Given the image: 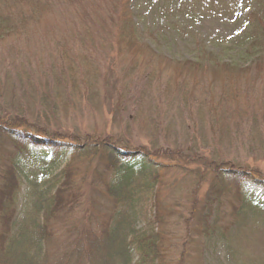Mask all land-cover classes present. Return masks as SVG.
<instances>
[{"label": "trees", "instance_id": "16d2710c", "mask_svg": "<svg viewBox=\"0 0 264 264\" xmlns=\"http://www.w3.org/2000/svg\"><path fill=\"white\" fill-rule=\"evenodd\" d=\"M64 1L20 0L14 10L0 6V43L15 36L14 53L9 52L11 57L6 55L5 60L16 57L15 62L28 61L29 67L36 64L44 68L45 76L58 69L59 76L55 80L48 77L47 82L55 103L60 89L68 90L71 85L74 89L82 86L85 94L92 89L103 90L106 109L110 113L116 110L121 122L133 123L134 101L146 92L150 68L155 67L153 59H142L144 48L154 50L143 39L135 9L137 0H103L108 5L95 11L102 17L94 23L89 21L91 8L82 3L85 0H74L81 5L68 3L65 8L73 10L69 14L78 31L74 29L71 37H60L54 45L45 40L51 43L42 46L44 42L39 43L33 25ZM32 34L38 48L34 54L25 48V39ZM243 43L250 45L240 56L250 60V66H238L234 59L205 51L204 44L199 45L204 51H196V61L185 62L197 69L195 73L202 72L199 62L206 57L228 70L238 66L245 75L251 73L255 83L264 72V35L245 36ZM96 51L105 52L97 58ZM123 55L128 57L122 59ZM139 67L147 69L140 72ZM127 75L131 84L125 81ZM201 82V99L196 97L197 86L192 88L187 80L177 78L167 79L164 93L173 90L186 105L192 103V109L196 106L200 112L197 119L200 123L205 119L212 136L219 137L225 128L248 118L244 111L249 105L243 108L238 99L240 87L237 85L236 94H231L236 81L229 76L223 78L224 85L216 94ZM34 93L41 91L37 88ZM43 94L50 98L47 91ZM218 95L216 103L213 98ZM70 99L68 96L67 105ZM246 114L252 115L249 111ZM47 120L25 105H8L0 99V264H204L200 258L213 237L226 239L232 247L230 239L242 233L246 214L248 217L251 211L264 210L259 201L264 196L263 170L221 154L213 157L192 144L194 139L182 149L153 148L129 131L123 134L127 145H120L117 136L109 132L81 134ZM187 127L196 133L190 121ZM38 135L44 140L37 142ZM114 146L138 154L122 157ZM66 155L86 166L78 169L76 163L74 168L48 177L47 171L55 161ZM166 157L177 158V165L165 163ZM31 163L39 170L28 172L26 167ZM177 166L188 172L191 183L183 200L188 206L181 215L183 228L176 245L171 243L161 197L165 173ZM231 186L237 189V200L229 213L224 208L230 202L223 198ZM255 264L264 261L258 258Z\"/></svg>", "mask_w": 264, "mask_h": 264}, {"label": "rangeland", "instance_id": "374dc122", "mask_svg": "<svg viewBox=\"0 0 264 264\" xmlns=\"http://www.w3.org/2000/svg\"><path fill=\"white\" fill-rule=\"evenodd\" d=\"M16 1L20 0H0V6L3 9L14 10L18 5ZM86 1L82 3L91 8L89 21L92 20L94 23L95 19L102 17L95 11L108 4L102 3L103 0ZM74 2L81 5V2L74 0L64 1L56 5L51 13L42 18L36 26L33 25L39 43L42 40L43 42L50 40L54 45L61 41L60 37L62 39L63 36L71 37L74 29L78 31V28L74 27V17L69 14V11L73 12V10L65 8L68 3L74 6ZM135 9L139 18L138 23L143 31V39L154 50L152 52L149 48H144L142 59L147 61L153 59L155 67L151 69L148 65L152 74L147 82L146 92L134 101L135 121L133 123L127 120L121 122L117 119L118 113H114V111L117 112L116 110L110 113L106 109L102 98L104 97L103 90L100 92L92 89V93L85 94L82 86L79 85L77 89H74V85H71L69 91L64 88L60 89L59 96L56 95L58 100L56 99L55 103L54 94L47 82L48 77L55 80L59 76L58 69L49 76H45L44 68L37 67L36 64L29 67L27 66L28 61L15 62L17 58L14 56L15 60H5L6 55L11 57L9 52L14 53L12 41H15V36L0 43V91L3 93L0 98L1 102H8V105H25L32 112L49 119L47 122L53 125L61 124L66 129L81 134L90 131L98 134L109 132L117 136V140L121 141L120 145H127L123 134L129 131L137 135L141 143L153 148L163 146L182 149L194 139L192 144L195 142L199 150L208 152L213 157L221 154L239 163L260 167L264 173V117L259 115L261 110H264V72L262 78H256L257 82L253 83L251 73L245 75L238 70L240 69L238 66H250V60H245L240 56V52L247 51L250 45L246 46L243 38L249 35L252 37L264 35V0H137ZM81 30H83L82 27ZM33 36L32 34L25 39V48L31 54L38 51L32 42ZM50 41L46 42L51 43ZM197 42H200L199 45H205V51L220 53L222 58L231 61L234 59V64L238 66L235 70H228L223 66L218 67L214 61L206 57L199 62L202 67L200 71L204 72L205 69L206 73H195L197 69L185 60L196 61L198 59L196 51H204L197 45ZM3 47L5 48L2 49ZM229 51L232 53L230 54ZM27 52L24 51V53ZM104 52L96 51L94 56L99 58L98 56ZM124 56L120 57H123L122 59L128 57ZM16 63L18 64L15 65ZM127 67L131 68L128 64ZM139 69L142 72L147 67H139ZM227 76L236 81L231 87L232 95L236 94L237 85L240 87L238 99L243 108L249 105L244 111L245 117L248 118L241 122L238 120V125L234 123L225 128L219 137L210 134L209 128L204 123L205 119L199 122L197 118L200 112L196 106L192 109V103L186 105L183 102L184 98L175 94L173 90L164 93L167 88V79L177 78L180 81L187 80L192 88L197 86L196 97L201 99L203 86L201 81L216 94L224 85L223 78ZM125 81L130 83L128 75ZM5 85L7 87H2ZM36 87L41 93H34L37 90ZM170 88L172 89V85ZM44 91H47L50 98L44 96ZM219 95L213 98L216 103ZM68 96H71L69 101L72 103L68 101L67 105ZM248 99L250 101L247 103ZM51 102H54V105H51ZM250 103L251 108L248 109ZM248 111L250 114L254 113L249 116L246 114ZM184 118L189 120L185 122ZM188 121L191 122L196 133L188 130ZM77 161L72 155L58 158L55 165L47 171L48 177L55 176L64 168H74ZM163 161L173 165L178 163L177 158L166 157ZM85 166L86 164L81 162L75 165L78 169ZM178 167H173L165 173V184L161 197L172 244L177 242L182 232L181 215H183L184 207L188 206V203L183 200L190 190L191 183L188 172ZM26 170L33 172L39 168L31 163ZM236 193L237 189L234 186L229 187L225 193L223 199L230 202L226 204L225 212L232 213L231 204H235L237 200L235 199ZM259 201L264 204V196L260 197ZM151 213L150 209L149 214ZM244 219L245 228L242 233L237 236V239H230L232 247L226 244V239L215 236L203 251L200 262L204 264H255L258 258L259 262L264 261V210L251 211ZM143 224L144 219L140 221V225ZM179 243L177 242L176 245Z\"/></svg>", "mask_w": 264, "mask_h": 264}, {"label": "water", "instance_id": "95a60500", "mask_svg": "<svg viewBox=\"0 0 264 264\" xmlns=\"http://www.w3.org/2000/svg\"><path fill=\"white\" fill-rule=\"evenodd\" d=\"M44 140V137L42 136H36V141L37 142H40V141H43ZM114 150L122 157H126V156H129V155H137L138 152L137 151H129V150H126V149H121L117 146H114Z\"/></svg>", "mask_w": 264, "mask_h": 264}]
</instances>
